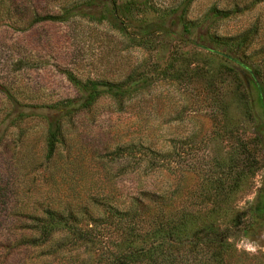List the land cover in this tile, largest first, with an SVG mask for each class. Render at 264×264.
I'll list each match as a JSON object with an SVG mask.
<instances>
[{
  "label": "rangeland",
  "instance_id": "374dc122",
  "mask_svg": "<svg viewBox=\"0 0 264 264\" xmlns=\"http://www.w3.org/2000/svg\"><path fill=\"white\" fill-rule=\"evenodd\" d=\"M90 1L0 0V264H264V0Z\"/></svg>",
  "mask_w": 264,
  "mask_h": 264
},
{
  "label": "trees",
  "instance_id": "16d2710c",
  "mask_svg": "<svg viewBox=\"0 0 264 264\" xmlns=\"http://www.w3.org/2000/svg\"><path fill=\"white\" fill-rule=\"evenodd\" d=\"M93 3H94V0L85 3L84 6H92ZM110 4L112 6L111 10L113 11V13L117 14L121 10V7L117 6L114 1H110ZM69 13H70V11L64 13L62 16L40 17V18H37L36 21H38V22L65 21L67 19V15H69ZM217 15L218 14L212 12L207 17L209 18L211 16V18H213ZM202 48L204 50H207V51L209 50V48H207V47L205 48L204 46ZM69 80L72 82L73 86L77 89L78 93L81 94V104L78 106V110L89 108L102 95H107V96H110V97L115 98V99L124 98V97L128 96L130 94V92H132L136 89V88H134L133 90H124L119 85H114V84H110V83H106V82L86 81V82L82 83V82L75 80L71 76H69ZM71 103H73V101H66L64 103V106L67 107ZM50 126H51L50 134H49L50 138L48 141V152H47L48 157L51 156L53 151H54V145H55L54 143H55V139H56L57 131H58V126L55 127L54 130H52L53 129V123H51ZM139 150H141L142 154H147V153H150V155L154 154L153 152H150L149 150H147V148L139 147ZM154 155H156V154H154ZM159 164L161 165V163H159ZM258 206L261 209L264 208V198H263V200L260 201ZM47 219L49 222H52V223H57L59 221H62L61 220L62 218L57 217L56 215H54L51 212L47 213ZM159 243L160 244H157V245L163 246V248L165 247L166 251H168V249H171L172 246L175 244V243H173L172 240H168V239L166 241L159 242ZM137 253L138 252L136 250L127 251L125 253L126 255L123 254V255H125L124 257L122 256V257L114 258L112 260V263L116 262V264H130L131 259H133V257Z\"/></svg>",
  "mask_w": 264,
  "mask_h": 264
}]
</instances>
